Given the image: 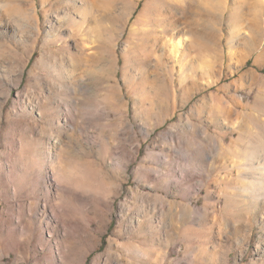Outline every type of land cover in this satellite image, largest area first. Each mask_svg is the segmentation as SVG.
<instances>
[{
  "label": "rangeland",
  "instance_id": "374dc122",
  "mask_svg": "<svg viewBox=\"0 0 264 264\" xmlns=\"http://www.w3.org/2000/svg\"><path fill=\"white\" fill-rule=\"evenodd\" d=\"M221 1L146 54L162 0H0V264H264V0Z\"/></svg>",
  "mask_w": 264,
  "mask_h": 264
},
{
  "label": "bare ground",
  "instance_id": "6f19581e",
  "mask_svg": "<svg viewBox=\"0 0 264 264\" xmlns=\"http://www.w3.org/2000/svg\"><path fill=\"white\" fill-rule=\"evenodd\" d=\"M176 1L177 0H162V3L150 4L148 6L145 16L139 19L143 27L135 31L134 34L140 40V43L138 45L140 46L142 45L140 49L142 50V52L147 51L146 54L157 53V50L159 48L158 41L163 40L164 42L165 38H167L166 33L174 32L177 30L179 34V31H181L180 25L182 23L187 24L188 22L187 17L190 14L195 13L194 11L196 10V8L194 7L197 6L195 5V2L196 3L202 2L201 4L205 5V6H201V8L203 9L204 12L208 13L209 15L212 14L211 17L214 19V22L217 21L218 19V16H219L218 9H220L219 4L222 2L221 0H203V1L202 0H181V1L179 0L177 2ZM208 3H210L208 6L211 5L210 8L206 5ZM160 34L165 35V36L161 35L162 36L161 37ZM182 44H183V39L181 36L176 37V39H173L171 46H173L175 53L177 55L181 52Z\"/></svg>",
  "mask_w": 264,
  "mask_h": 264
}]
</instances>
